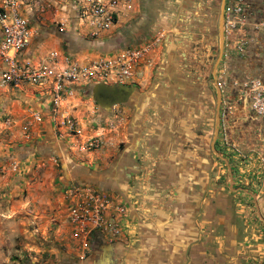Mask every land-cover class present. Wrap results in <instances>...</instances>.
Returning a JSON list of instances; mask_svg holds the SVG:
<instances>
[{
	"label": "rangeland",
	"instance_id": "1",
	"mask_svg": "<svg viewBox=\"0 0 264 264\" xmlns=\"http://www.w3.org/2000/svg\"><path fill=\"white\" fill-rule=\"evenodd\" d=\"M20 1L35 42L51 39L53 49L79 62L150 35L160 41L143 76L108 84L132 87L127 102L102 106L92 87L68 99L76 135L51 122L42 106L21 102L16 115L20 97L0 88V264H80L64 221L70 184L92 185L127 208L121 237L93 243L96 264H264V115L252 107L255 91L264 96V0H226L216 80L221 0H156L147 9L137 0L136 11L122 10L100 31L87 9L110 0ZM215 82L221 102L214 140ZM33 100L40 102L34 90ZM30 111L43 119L28 125ZM113 118L122 121L109 132ZM45 122L76 165L55 158L49 168L38 157L54 147L38 131ZM100 133V147L85 146ZM83 166L92 182L71 176Z\"/></svg>",
	"mask_w": 264,
	"mask_h": 264
},
{
	"label": "built area",
	"instance_id": "2",
	"mask_svg": "<svg viewBox=\"0 0 264 264\" xmlns=\"http://www.w3.org/2000/svg\"><path fill=\"white\" fill-rule=\"evenodd\" d=\"M132 7L133 0L95 1L87 11L91 13L94 27L100 31L113 24L114 15L122 10H131ZM24 10L20 0H1L0 88L34 87L41 98L43 114L54 124L58 122L61 127H65L70 135L79 133V124L71 109L64 106L68 99L80 92L86 93L87 88L97 83L134 82L141 70L153 63V53L160 41L157 35H150L141 44L124 47L114 55L87 62L76 61L59 50L49 51L37 61L23 59L20 56L32 39L31 22ZM240 10L239 7L235 9L237 12ZM252 100L255 112L264 115L261 89L254 92ZM41 115V111H30L28 125L41 121ZM121 121L118 118L112 121L108 119L106 128L114 132ZM104 136L103 133L92 136L85 146L100 147L104 143ZM64 198L68 201L64 221L80 259L89 258L96 240L111 242L121 237L128 219L123 202L89 184L67 185Z\"/></svg>",
	"mask_w": 264,
	"mask_h": 264
},
{
	"label": "crops",
	"instance_id": "3",
	"mask_svg": "<svg viewBox=\"0 0 264 264\" xmlns=\"http://www.w3.org/2000/svg\"><path fill=\"white\" fill-rule=\"evenodd\" d=\"M137 4H138L137 0H133V6H134V10L133 11H136L135 9L137 7ZM144 4L146 6L145 7L146 9L148 7H151V6H152V8H154V6L156 5V0H145ZM151 26H152L151 21L149 23H146L145 24V28H146V31H147L146 34H148V31H149V29H151L150 28ZM31 30H32V39H31V42H30L29 46L27 47V49H25V51L21 54L20 58H23V59L28 58V59H31L32 61H37V60L45 57L46 54L49 51L56 50V49H53L54 42H52L51 39H49V40H43L44 42H42V43L35 42V40H36L35 39V30L36 29L33 27V25L31 26ZM0 36H1V27H0ZM137 36H138V38H142V37L144 38V36H145L144 31L142 30V31L138 32L137 33ZM155 53H156V51H154V53H153V58H155L154 56H156ZM172 63H173V61H172ZM147 69H148V67L142 69L141 72H140L141 74L138 77L143 76L144 73H146L145 71ZM7 89H13V91H15L16 96H19L20 97L19 105H16L15 106V110L13 108L14 105L11 106L13 108V112H15L16 115H18V116L20 115L18 113L20 112L19 109L21 110V102L24 103V104H26V103L29 104L30 103L34 107H36L37 105H39V106H42V108H43V105L41 103V98L39 100L40 101L39 103L38 102L35 103V101L33 100V90L36 91V89L34 87H19V88H13L12 87V88H6L5 90L7 91ZM29 92H30V94H29ZM24 100H26L27 102H25ZM41 129H42V131H46L47 132V137L49 139V145L50 146L52 145L54 147H52V148H49V147L42 148L41 150H39L40 151L39 152V155L40 156L38 155V157H41L42 160L46 161V163L48 164V167L49 168H51V166H49V165H51L50 161H54L55 162L56 161L55 158H58L61 163L63 161H65V162H67L69 164L76 165L72 161V159H70L69 151L68 152L64 151V149H62L61 147H59V142L58 141H55L52 138V134L53 133L51 131L50 125L45 122L43 126L42 125L39 126V130L38 131H40ZM31 155H33V154H31ZM31 155H29V156L31 157ZM80 167L77 168V169H75V167H73V169L71 168V170H72V175L71 176H73L75 178L83 179V180H89L90 179L91 182H92L93 181V178H90V176H86V174H85L86 167L83 166V168H84L83 171H81ZM64 169H65V166H64ZM106 177H109V176H106ZM86 178H88V179H86ZM113 197L116 199L115 196H113ZM126 200H128L127 197H126ZM155 200H157V199H155ZM159 200L162 201L161 198H158V201ZM151 201H149L150 204H151ZM160 201H159V205L161 203ZM108 250L111 251L112 248L109 247ZM90 255H91V253H90ZM73 257H75V259H77L80 264H96V263H98V259H97L96 255H94L93 258H91L92 256H90L87 259H80L78 257L77 252H74L73 253ZM105 263H106V261H105Z\"/></svg>",
	"mask_w": 264,
	"mask_h": 264
},
{
	"label": "water",
	"instance_id": "4",
	"mask_svg": "<svg viewBox=\"0 0 264 264\" xmlns=\"http://www.w3.org/2000/svg\"><path fill=\"white\" fill-rule=\"evenodd\" d=\"M225 2L226 0H221L219 18H218V57H217L216 63L212 71V74L215 80H216L217 67L222 58L223 48H224V26L223 25H224ZM215 87H216V117H215L216 126L214 129V140L218 134V125L220 121L219 110H220V102H221V91L219 89V85L217 82H215ZM133 92H134V89L126 85H108L106 83H97L92 87L93 98L100 105L105 106V107H109V106H112L118 103L127 102ZM212 149L216 153V155L220 157V155L216 152L213 146H212ZM221 158L226 161L225 158L223 157ZM108 255L109 253H107V256Z\"/></svg>",
	"mask_w": 264,
	"mask_h": 264
},
{
	"label": "flooded vegetation",
	"instance_id": "5",
	"mask_svg": "<svg viewBox=\"0 0 264 264\" xmlns=\"http://www.w3.org/2000/svg\"><path fill=\"white\" fill-rule=\"evenodd\" d=\"M103 245H105V244H99L97 249L99 250Z\"/></svg>",
	"mask_w": 264,
	"mask_h": 264
}]
</instances>
